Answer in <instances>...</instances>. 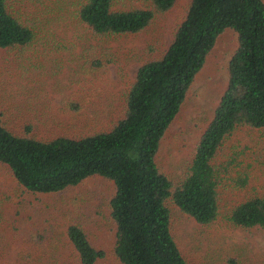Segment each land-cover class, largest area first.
Masks as SVG:
<instances>
[{"label": "trees", "instance_id": "1", "mask_svg": "<svg viewBox=\"0 0 264 264\" xmlns=\"http://www.w3.org/2000/svg\"><path fill=\"white\" fill-rule=\"evenodd\" d=\"M22 1L0 0V48L23 47L35 38L33 19L23 17ZM140 1L118 5L116 0H79L76 14L94 34L112 36L143 30L176 3ZM180 13L169 43L137 65L117 113L94 108L109 117L98 126L92 122L100 119L99 114L80 113L76 101L70 104L74 123L61 119L59 125L65 120L67 129L62 126L45 135L37 125L53 117H25L22 105L12 113L0 102V163L25 189L58 192L92 176L112 184L108 198L115 227L112 252L121 264H193L174 237L171 204L201 224L223 215L233 226L264 228V194H251L221 213L218 188L229 162H214L237 127H264V0H188ZM39 15H33L35 20ZM227 28L236 32L237 44L228 60L226 85L190 164L173 181L157 162L162 137ZM117 66L121 68L120 63ZM55 117L56 121L59 116ZM247 178L239 175L234 183L242 187ZM66 234L81 264H95L105 255L78 222H69ZM226 264L239 263L229 257Z\"/></svg>", "mask_w": 264, "mask_h": 264}, {"label": "rangeland", "instance_id": "2", "mask_svg": "<svg viewBox=\"0 0 264 264\" xmlns=\"http://www.w3.org/2000/svg\"><path fill=\"white\" fill-rule=\"evenodd\" d=\"M78 1L23 0V17L33 19L35 38L23 47L0 48V102L7 103L5 110L12 113L22 105L25 117H53L47 124L36 122L45 135L66 128L65 120L59 125L61 119L74 123L70 104L76 101L80 113L99 114L100 119L92 122L96 126L109 117L95 107L117 113L137 65L157 56L169 43L174 23L188 2L176 0L170 11L158 13L139 32L109 36L94 34L78 18ZM130 2L141 4L140 0L115 3ZM34 14H40L36 20ZM236 44L233 29L219 35L162 137L157 162L173 181L191 162L226 85L228 60ZM55 116H59L56 121ZM14 124L18 126L17 120ZM214 162H229L218 188L221 213L251 194H264V127H237ZM239 175H248L242 187L234 183ZM112 190L109 181L92 176L62 191L31 192L0 163V264H81L66 234L69 222L81 224L92 243L105 251L95 264H121L112 252L115 227L108 209ZM170 209L174 237L193 264H226L229 257L239 264H264V228L233 226L223 215L205 225L173 204Z\"/></svg>", "mask_w": 264, "mask_h": 264}]
</instances>
